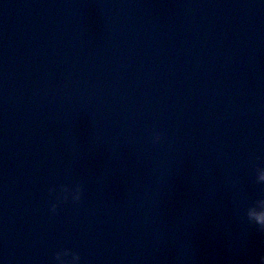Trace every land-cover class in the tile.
<instances>
[{"label": "water", "instance_id": "obj_1", "mask_svg": "<svg viewBox=\"0 0 264 264\" xmlns=\"http://www.w3.org/2000/svg\"><path fill=\"white\" fill-rule=\"evenodd\" d=\"M262 172L264 0H0V264H264Z\"/></svg>", "mask_w": 264, "mask_h": 264}, {"label": "clouds", "instance_id": "obj_2", "mask_svg": "<svg viewBox=\"0 0 264 264\" xmlns=\"http://www.w3.org/2000/svg\"><path fill=\"white\" fill-rule=\"evenodd\" d=\"M261 175L264 176V172H262ZM57 256L62 257V254L58 253ZM61 264H75V261L73 259L61 258Z\"/></svg>", "mask_w": 264, "mask_h": 264}]
</instances>
